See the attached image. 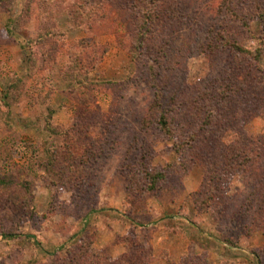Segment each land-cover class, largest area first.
<instances>
[{"label": "rangeland", "instance_id": "rangeland-1", "mask_svg": "<svg viewBox=\"0 0 264 264\" xmlns=\"http://www.w3.org/2000/svg\"><path fill=\"white\" fill-rule=\"evenodd\" d=\"M87 1L0 0V264H141L178 227L264 264V0H161L148 32Z\"/></svg>", "mask_w": 264, "mask_h": 264}, {"label": "crops", "instance_id": "crops-1", "mask_svg": "<svg viewBox=\"0 0 264 264\" xmlns=\"http://www.w3.org/2000/svg\"><path fill=\"white\" fill-rule=\"evenodd\" d=\"M188 230L178 227V231L175 232H160L153 235L152 246L156 260L152 264H168V261L179 263L191 252L195 254L207 253L210 257V264H226L228 260L232 259L231 252L234 249L220 241L218 237L205 233L202 234L203 237L198 236L199 241L203 239L205 242H198L196 238L194 239L196 234L192 230H189L190 233H188ZM233 260L235 259L233 258ZM236 262L234 261V263Z\"/></svg>", "mask_w": 264, "mask_h": 264}, {"label": "trees", "instance_id": "trees-1", "mask_svg": "<svg viewBox=\"0 0 264 264\" xmlns=\"http://www.w3.org/2000/svg\"><path fill=\"white\" fill-rule=\"evenodd\" d=\"M28 4V12H30L32 5L34 3V0H26ZM102 2V0H97L96 3ZM131 6L133 10L140 15V17L143 16L141 19V25H140V31L148 32L153 29L155 26V18L157 11H159V7L161 6L162 1L161 0H130ZM101 2L99 4H101ZM86 9L88 12H84V15L80 13V10ZM95 9V6L88 0L86 3H76L74 7H72V10H69V14L71 15V18L78 23V25H83L82 20H92V10ZM78 12V13H77ZM86 23V22H85ZM144 36H141L137 38V42H139V45L137 43L136 50L139 47H142L145 43V40L143 38ZM237 51L249 55L256 61H261L263 57V51L257 50L255 52L248 51L240 48L238 45L234 47ZM137 55V54H136ZM160 94L155 97L154 105L151 107V114L152 119L157 120L163 131L167 135H171L169 121L167 120V117L164 115L162 111L159 110L160 108V102H161ZM150 124V123H149ZM61 132V131H60ZM63 135H66V137L72 142L71 134L64 132L61 133ZM74 145L77 146V144L72 143L70 146L67 147V142L64 143V147L66 151H70V149H74ZM70 147V149H69ZM76 152V150H74ZM55 157V154H54ZM56 158V157H55ZM12 236V235H11ZM147 254H151V250H148ZM148 256V255H147ZM152 257V255H150ZM155 261V259L152 257V259H148V261H142L141 264H152ZM184 264V263H183Z\"/></svg>", "mask_w": 264, "mask_h": 264}]
</instances>
